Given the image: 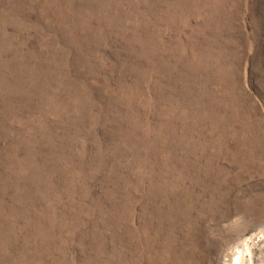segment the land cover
Wrapping results in <instances>:
<instances>
[{"label":"rangeland","instance_id":"374dc122","mask_svg":"<svg viewBox=\"0 0 264 264\" xmlns=\"http://www.w3.org/2000/svg\"><path fill=\"white\" fill-rule=\"evenodd\" d=\"M0 264H264V0H0Z\"/></svg>","mask_w":264,"mask_h":264}]
</instances>
